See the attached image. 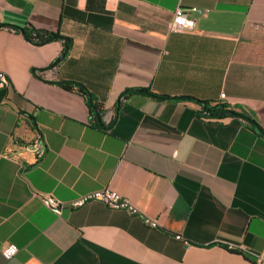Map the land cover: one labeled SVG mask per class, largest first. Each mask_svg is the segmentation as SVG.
Masks as SVG:
<instances>
[{"label": "crops", "instance_id": "1", "mask_svg": "<svg viewBox=\"0 0 264 264\" xmlns=\"http://www.w3.org/2000/svg\"><path fill=\"white\" fill-rule=\"evenodd\" d=\"M178 7L193 31L169 30ZM28 27L61 35L66 56L54 65L63 42L36 46ZM0 71V264L264 257V136L240 119L198 116L199 102L223 103L264 132V0H0ZM137 88L196 101L121 97ZM36 133L39 160L28 147ZM104 187L158 228L98 201L55 215L40 200ZM8 244L18 252L5 260Z\"/></svg>", "mask_w": 264, "mask_h": 264}, {"label": "built area", "instance_id": "2", "mask_svg": "<svg viewBox=\"0 0 264 264\" xmlns=\"http://www.w3.org/2000/svg\"><path fill=\"white\" fill-rule=\"evenodd\" d=\"M196 15H201L202 11L198 9H191ZM195 28V20L188 14L182 7H178L174 14L172 21L169 24V30L173 33H184L193 31ZM8 84L7 76L4 72L0 71V88ZM221 99L225 98L224 94L220 95ZM30 151L35 155L36 159H41L46 152V147L43 138L39 133H36L28 145ZM41 204L50 210L55 215H60L65 207L76 209L82 207L93 201H98L112 210H125L131 215H137L143 223L151 229L158 228L156 220L151 219L140 213L131 202L117 191L104 187L99 190L90 191L82 194L75 199L64 203L52 195H42L40 197ZM180 238V237H177ZM18 252V248L14 244H8L2 251V256L5 260H9ZM257 264H264V257H259Z\"/></svg>", "mask_w": 264, "mask_h": 264}, {"label": "trees", "instance_id": "3", "mask_svg": "<svg viewBox=\"0 0 264 264\" xmlns=\"http://www.w3.org/2000/svg\"><path fill=\"white\" fill-rule=\"evenodd\" d=\"M22 35L32 44L36 46H41L43 44H46L48 42L52 41H62L63 42V51L61 52L60 56L58 57L59 59H62L64 56H66L68 52V43L67 41L64 40V38L57 34V33H51L48 31H40V30H35L33 28H24L20 29ZM60 85L62 88L66 90H74L76 89L80 94L83 96H86L88 98L89 93L87 90L80 84L71 82V81H60L57 83ZM132 94H140V95H145L148 97H151L156 100L160 101H165V100H170V99H176V100H184V101H193L195 102L196 100L191 98V97H169L167 95H163L157 92H154L149 89H144V88H137V89H127L123 92L121 97L125 100L127 97H129ZM89 105V111H90V117H91V124L94 127L97 128H103L99 118H97L95 113H98V116H101V108L99 104H97L94 101L89 100L88 102ZM199 117H204V118H233V119H240L248 124H250L255 130L258 131L259 134L264 136V132L262 129L258 126V124L251 118L247 117L246 115H243L242 113H237L234 110L230 109L226 104L219 103L215 105H210L209 103H205L202 105L201 110L198 113Z\"/></svg>", "mask_w": 264, "mask_h": 264}, {"label": "water", "instance_id": "4", "mask_svg": "<svg viewBox=\"0 0 264 264\" xmlns=\"http://www.w3.org/2000/svg\"><path fill=\"white\" fill-rule=\"evenodd\" d=\"M67 41V40H66ZM59 61V58H57V60L54 62V65L56 64V62H58ZM200 104H202V105H204L205 104V102H203V101H201V102H199ZM96 114V116H97V118H99V116H98V113H95Z\"/></svg>", "mask_w": 264, "mask_h": 264}]
</instances>
